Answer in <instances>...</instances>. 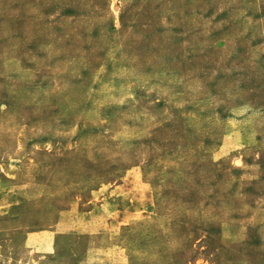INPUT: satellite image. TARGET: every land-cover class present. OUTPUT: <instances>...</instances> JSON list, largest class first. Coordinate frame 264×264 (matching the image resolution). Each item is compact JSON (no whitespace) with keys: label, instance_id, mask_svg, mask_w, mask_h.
I'll list each match as a JSON object with an SVG mask.
<instances>
[{"label":"rangeland","instance_id":"374dc122","mask_svg":"<svg viewBox=\"0 0 264 264\" xmlns=\"http://www.w3.org/2000/svg\"><path fill=\"white\" fill-rule=\"evenodd\" d=\"M0 264H264V0H0Z\"/></svg>","mask_w":264,"mask_h":264},{"label":"crops","instance_id":"0c3cea01","mask_svg":"<svg viewBox=\"0 0 264 264\" xmlns=\"http://www.w3.org/2000/svg\"><path fill=\"white\" fill-rule=\"evenodd\" d=\"M114 190H116V189H113L112 191H114Z\"/></svg>","mask_w":264,"mask_h":264}]
</instances>
